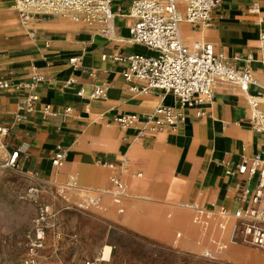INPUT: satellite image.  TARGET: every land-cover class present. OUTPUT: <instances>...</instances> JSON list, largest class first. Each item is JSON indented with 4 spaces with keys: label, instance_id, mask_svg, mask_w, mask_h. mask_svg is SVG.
<instances>
[{
    "label": "crops",
    "instance_id": "1",
    "mask_svg": "<svg viewBox=\"0 0 264 264\" xmlns=\"http://www.w3.org/2000/svg\"><path fill=\"white\" fill-rule=\"evenodd\" d=\"M8 1L0 0V79L10 83L0 90V121L7 129L0 136L1 155L19 150L22 171L62 179L71 190L105 193L100 206L112 213L117 179L127 189V218H146L156 209L173 227H189L201 206L218 214L226 209L222 217L238 221L234 213L252 204L259 175L228 170L264 158V118H254L250 103L257 101L264 114V0H222L209 25L188 22L186 4L178 3L183 43H211L228 64L253 77L247 91L217 82L213 95L195 106L181 104L171 92H145L142 83L126 78L129 63L118 57L157 54L131 40L136 0H112L114 16L104 25L53 15L24 24ZM101 84H107L106 94L92 98ZM32 94L38 100L29 107ZM161 105L178 116L174 125L157 112ZM122 115L134 121L121 124ZM59 149L65 159L57 167L52 157ZM216 234L234 241V231L230 238L229 232ZM109 253L106 246L105 257Z\"/></svg>",
    "mask_w": 264,
    "mask_h": 264
},
{
    "label": "rangeland",
    "instance_id": "2",
    "mask_svg": "<svg viewBox=\"0 0 264 264\" xmlns=\"http://www.w3.org/2000/svg\"><path fill=\"white\" fill-rule=\"evenodd\" d=\"M8 155L0 154V264H31L29 246L42 206L49 208V216L44 247L34 264H264V249L243 241L240 234L234 241L220 240L216 232H229L230 238L238 221L223 218L217 209L200 206L202 212L193 211L189 227H173L166 212L156 209L146 218H127L125 186L122 195L116 186L111 194L112 213L100 206L105 193L71 190L62 179L34 177L6 166Z\"/></svg>",
    "mask_w": 264,
    "mask_h": 264
},
{
    "label": "built area",
    "instance_id": "3",
    "mask_svg": "<svg viewBox=\"0 0 264 264\" xmlns=\"http://www.w3.org/2000/svg\"><path fill=\"white\" fill-rule=\"evenodd\" d=\"M18 5V12L24 20L34 16L69 15L86 16L93 23L106 24L113 18L112 0H13ZM186 4V20L193 24L209 25L212 12L222 0H136L131 7V16L135 18L130 27L131 40L155 50L156 55L128 54L117 59L126 60L129 67L125 76L128 80L135 79L143 84V91L153 89L171 92L183 105L195 106L203 103L214 93L217 82L237 84L243 91L249 89L253 82L250 70L239 71L226 62L222 54H218L211 43H196L193 48L184 45L180 36L182 16L178 3ZM107 32V30H105ZM261 48L264 53V27L260 34ZM75 62L76 59L70 60ZM264 63V55H263ZM72 80H70L71 82ZM10 83L0 79V90L8 88ZM108 89L107 84L94 88L92 98L102 97ZM83 96V90L78 92ZM38 96L30 95L28 106L32 107ZM254 108V118L261 122L264 114L257 109V101L250 100ZM48 108V107H47ZM67 108L66 112H71ZM157 112L169 123L174 125L178 116L168 106L161 105ZM180 117V116H179ZM135 116L122 115L117 119L121 124H130ZM182 120V118H179ZM158 123V122H157ZM0 121V134L6 133ZM19 150L13 151L6 160V166L19 167ZM65 159V151L59 149L52 157V164L61 165ZM259 175V181L252 204L245 210H237L234 216L238 223L234 233L240 234L243 241L264 249V158L255 156L250 162L239 164L229 173ZM118 195H122L125 187L115 180ZM32 190H34L32 188ZM219 214L228 215L226 209ZM49 216V208L42 206L36 219L34 237L29 246L31 264L35 256L44 247L45 226ZM28 262V263H29ZM89 264V263H88Z\"/></svg>",
    "mask_w": 264,
    "mask_h": 264
},
{
    "label": "bare ground",
    "instance_id": "4",
    "mask_svg": "<svg viewBox=\"0 0 264 264\" xmlns=\"http://www.w3.org/2000/svg\"><path fill=\"white\" fill-rule=\"evenodd\" d=\"M15 6L18 8L19 6L18 5H16V3H15ZM53 16H57V17H64V16H60V15H53ZM20 18H21V20L23 21V23L24 24H27L28 22H29V20H31L32 18H30L28 21L27 20H24L21 16H20ZM72 18H74L76 21H81L80 19L81 18H83V19H85V20H88L87 18H86V16H84V15H81V16H76V17H73L72 16ZM110 21H108L107 23H109ZM106 23V24H107ZM107 252V251H106ZM107 255V254H106Z\"/></svg>",
    "mask_w": 264,
    "mask_h": 264
}]
</instances>
